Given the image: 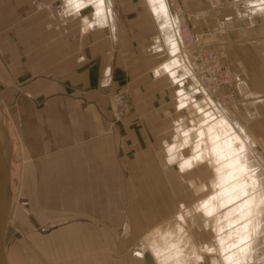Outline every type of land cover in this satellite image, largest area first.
Segmentation results:
<instances>
[{
  "label": "crops",
  "instance_id": "1",
  "mask_svg": "<svg viewBox=\"0 0 264 264\" xmlns=\"http://www.w3.org/2000/svg\"><path fill=\"white\" fill-rule=\"evenodd\" d=\"M74 1L0 0V115L20 145L7 264H145L136 245L159 235L174 209L167 180L177 191L193 169L181 168L194 144L181 132L196 106L178 108L143 0H106L110 24L95 26ZM179 1L197 40L221 41L229 59L248 64V49L232 44L249 29L222 0ZM122 88L129 104L118 101Z\"/></svg>",
  "mask_w": 264,
  "mask_h": 264
},
{
  "label": "rangeland",
  "instance_id": "2",
  "mask_svg": "<svg viewBox=\"0 0 264 264\" xmlns=\"http://www.w3.org/2000/svg\"><path fill=\"white\" fill-rule=\"evenodd\" d=\"M80 1L85 2V8L89 12V22L93 23L92 26H95V24L100 22L101 19L104 20V23L106 22L107 25L110 24L108 7L106 4L102 6L103 9H105L103 10L104 12L102 11L101 15L97 14L94 3L91 1L86 2L85 0ZM239 1L222 0L219 5L221 8L227 9L228 12H231L230 14L234 17L232 23H238V25H242L243 27L249 29V33L242 36L240 39L238 38V40L232 44V47L241 46V48L243 47L248 49V57L251 59L247 62V65L245 64V61H235L233 58L229 59L226 52L222 53L224 47L222 46L221 41L216 42L218 46L214 48L207 46L199 40H197V42L200 46L215 51L220 56L222 61L231 68L233 81L230 87L234 91V96L225 111L232 118L231 125L233 130L239 133L242 139L245 137L252 139L254 148L258 154H260V156L254 154V158L251 157V159L255 162L254 165L264 167V12H260L250 5L248 7L250 0ZM143 3L150 16L155 19V27L158 28L156 16L153 14L151 9H149L150 6L147 1L143 0ZM72 10L73 9H71V11ZM188 24L195 36L196 33L194 31V26L189 19ZM176 40L177 38H175V51L166 52L165 49L163 50V53L165 52V59L161 63V67L167 75L174 79V84L178 93V95L176 94L178 108H184L187 104L188 108H190L191 106L189 103L191 102L193 103L192 105L196 106V109L192 111V121L188 126L189 128H185L181 132L184 139H187L191 131V135L194 140L192 155L183 159L181 168L190 166L191 163L194 162L191 166L193 169L190 170L191 172L187 171L184 173L185 178L181 180V184H179L178 180H176L177 183H175V185H178L177 191L175 187L173 188L171 186L172 182L167 180L166 197L167 199H171L172 209L178 208V204L180 202L182 203L181 209H179L178 212L177 210L174 211V209L167 211L166 218L160 221L162 222L161 227L165 225L164 227L166 228H158L160 230H157L155 232L156 234L163 230L159 235H149L147 236L149 237L148 242L146 241L144 244L138 243L136 246L142 247L145 245V247L149 248L151 240L157 241L156 244H164L167 237L174 236L175 233H179L178 235L183 237V242L188 243L184 252L188 253V251L193 249L196 254L200 256V259L185 262L183 261L175 264H221L220 256L218 254L219 238L227 236L228 240L236 239V233L231 226H227L226 212L230 207V203L226 205L224 201L222 202L221 199H219L220 197L215 199L213 185L214 181L216 182L215 169L218 167V162L213 160L212 157L206 153L210 141L206 139L204 123L207 122L209 117L215 114V110L210 104L208 98L203 97L201 92L194 87V85H192L190 90H187L189 85L185 81V69L181 61L179 63L181 65L176 66L173 69L169 70V68L163 67L165 61H168L177 55L181 54V57L184 60V52L180 49L178 40L177 42ZM171 48L172 47L169 49L171 50ZM222 56L224 58H222ZM176 73L184 78L181 80L184 86L181 82H179V78L176 77ZM234 73H239L242 77H244V80H240V76H236ZM179 89H181V91H179ZM189 96H191L189 98L190 100L187 98ZM117 98L119 103L121 102L122 104H129L130 102L129 92L126 88H122V90L118 92ZM0 123H3L4 125V128L0 129V134L2 136L0 149L6 160L9 161L7 162L9 167V179L13 190L11 205L13 207L9 210L10 215L13 213V216L10 223L7 221V225L10 224L14 228L13 221L18 202L17 188L19 181L20 145L17 133L8 120V117L4 118V116L0 115ZM178 174L179 173L177 172L176 176ZM195 186L197 190H192L190 194L188 188H194ZM167 202L169 201L167 200ZM179 213L182 214L184 221L177 218L176 215ZM176 224L179 225L180 228H178V230L174 233L168 235V230H171V228ZM9 234V230H6V236ZM13 237L14 235L12 234L11 239ZM180 243L182 244V242H179L178 245H181ZM144 249V247L141 248L142 254ZM8 250L9 248L4 246L6 264ZM135 250L139 249L135 248ZM165 264L172 263L168 262Z\"/></svg>",
  "mask_w": 264,
  "mask_h": 264
},
{
  "label": "bare ground",
  "instance_id": "3",
  "mask_svg": "<svg viewBox=\"0 0 264 264\" xmlns=\"http://www.w3.org/2000/svg\"><path fill=\"white\" fill-rule=\"evenodd\" d=\"M76 1L79 2V0ZM85 1L94 3L97 14L102 13L105 9L102 6L107 2L106 0ZM146 1L158 21V30L163 49L166 52L175 51V30L173 23L168 18L164 1ZM249 5L260 12H264V0H250L248 7ZM169 46L172 47L171 50ZM168 61H170L171 65H177L181 61L185 69V62L181 54ZM168 61L163 64V67L170 70L172 67L168 66ZM208 100L215 110V114L204 123L205 136L210 141L206 153L218 162V167L215 169L216 182L214 181L213 185L215 199L220 197L219 199L222 202L224 201L226 205L230 203V207H227L226 212L227 226H231L236 233V239L228 240L227 236L219 238L218 254L221 264H264V167L255 166L254 160L251 159V157L254 158V154L258 156L260 154L254 148L251 138L244 136L245 138L242 139L240 134L233 130L231 116L226 111H218L213 106L212 101ZM1 140L2 136L0 134V142ZM2 159L5 163L9 162L4 155ZM2 177L0 169L1 185ZM6 192V219L10 223L13 216V213L10 215L9 211L13 207L11 206L13 190L10 179L6 186ZM176 216L179 220L184 221L182 214L179 213ZM178 226L177 224L174 225L171 230H168L167 234L174 233L180 228ZM157 230L160 229H154L153 233ZM15 232L13 228L12 234L14 235ZM178 234L175 233L174 236L167 237L164 244H156L157 241L151 240L149 248L144 247V252L145 250L149 252L154 264H165L168 262L175 264L183 261L199 260L200 256L196 254L195 250L192 249L188 253L184 252L188 243H184L183 237ZM179 242H182V244L178 245ZM11 243L12 239L5 247L9 248Z\"/></svg>",
  "mask_w": 264,
  "mask_h": 264
},
{
  "label": "built area",
  "instance_id": "4",
  "mask_svg": "<svg viewBox=\"0 0 264 264\" xmlns=\"http://www.w3.org/2000/svg\"><path fill=\"white\" fill-rule=\"evenodd\" d=\"M163 1L168 18L173 23L179 47L184 52L187 82L194 85L203 97L210 99L218 111H225L234 96L230 87L233 81L231 68L215 51L198 44L179 0Z\"/></svg>",
  "mask_w": 264,
  "mask_h": 264
},
{
  "label": "water",
  "instance_id": "5",
  "mask_svg": "<svg viewBox=\"0 0 264 264\" xmlns=\"http://www.w3.org/2000/svg\"><path fill=\"white\" fill-rule=\"evenodd\" d=\"M4 128L3 123H0V128ZM2 152L0 150V169L2 171V185L0 184V264H6V257H5V251L4 246L6 244V230H9V232L12 231L11 226L7 225V219H6V203H7V192H6V186L8 184L9 180V167L8 163L4 162L2 159ZM143 260L145 264H154L153 260L149 254L148 251H145L143 253Z\"/></svg>",
  "mask_w": 264,
  "mask_h": 264
}]
</instances>
